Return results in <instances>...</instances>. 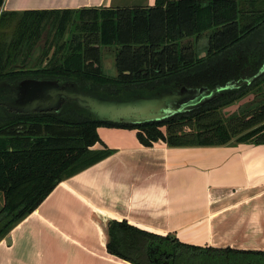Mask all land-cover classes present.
<instances>
[{"label":"trees","instance_id":"trees-1","mask_svg":"<svg viewBox=\"0 0 264 264\" xmlns=\"http://www.w3.org/2000/svg\"><path fill=\"white\" fill-rule=\"evenodd\" d=\"M5 0H0V11ZM16 17L11 40L0 41V83L24 78L73 81L93 92L205 87L224 91L190 112L156 122L126 125L92 120L74 109L61 114L6 116L0 110V242L31 215L63 181L107 158L100 127L138 131L144 146L169 147L264 144V0H155L149 8H92L7 12ZM88 17V20L84 18ZM56 29L52 58L29 67L47 27ZM68 28L73 31L65 40ZM210 32L209 48L198 58L185 39ZM116 47L118 76L102 67V48ZM45 48L42 56H48ZM41 63V62H40ZM254 95L251 114L225 119L224 110ZM238 123V124H237ZM165 128V131H163ZM248 133L241 135L243 131ZM108 252L131 264H264V251L199 248L170 236L139 231L125 222L109 225Z\"/></svg>","mask_w":264,"mask_h":264},{"label":"crops","instance_id":"crops-1","mask_svg":"<svg viewBox=\"0 0 264 264\" xmlns=\"http://www.w3.org/2000/svg\"><path fill=\"white\" fill-rule=\"evenodd\" d=\"M116 3L5 0L0 15ZM98 133L93 149L111 154L61 182L14 227L0 242V264H131L108 252L112 222L199 248L264 251V144L148 147L137 130Z\"/></svg>","mask_w":264,"mask_h":264},{"label":"water","instance_id":"water-1","mask_svg":"<svg viewBox=\"0 0 264 264\" xmlns=\"http://www.w3.org/2000/svg\"><path fill=\"white\" fill-rule=\"evenodd\" d=\"M264 73L262 67L258 76ZM241 84H228L214 90L187 88L174 84L153 91L131 90L118 96L80 88L73 81L24 78L0 83V110L6 116L42 113L61 114L74 109L92 120L115 124L136 125L162 121L183 112L196 110L214 101L224 91Z\"/></svg>","mask_w":264,"mask_h":264},{"label":"rangeland","instance_id":"rangeland-1","mask_svg":"<svg viewBox=\"0 0 264 264\" xmlns=\"http://www.w3.org/2000/svg\"><path fill=\"white\" fill-rule=\"evenodd\" d=\"M117 3L114 5L112 9L117 8H149L152 5L151 0H115ZM85 20H88V17L84 18ZM16 17H8L1 21L0 23V41L5 42L6 40H11L14 37V34L16 32ZM73 29L68 28L65 40L69 38L71 35ZM56 29L52 27H47V30L43 34V38L48 39V45L44 46V40L40 43V47L35 51L31 63L29 64V67L35 66L36 64H42V66L46 65V63L52 58V55L55 51L54 48L50 49L48 52L49 43H54V35H55ZM209 36L210 32L203 33V35L200 36L199 39H196L195 37L185 39L181 43V47L184 48L186 46H190L193 48V51L196 53L198 58L204 57L208 51L209 48ZM46 50L48 52L47 57L42 56L43 50ZM116 47H110V48H102V67L104 74L108 77H116L118 76L117 67H116ZM41 62V63H40ZM256 104V99L254 98V95H250L244 100L238 102L237 104L227 108L223 112V116L225 119H229L232 116H240L241 118H244L245 116H249L251 114L252 106ZM238 124V123H237ZM241 132V135H244L248 133L249 131H244L243 129H238ZM163 131H165V128H163ZM236 141V139H234ZM4 205L3 197L0 195V210L2 209Z\"/></svg>","mask_w":264,"mask_h":264}]
</instances>
